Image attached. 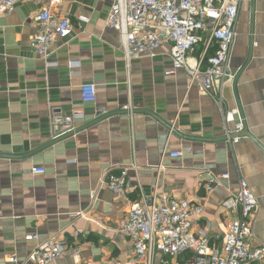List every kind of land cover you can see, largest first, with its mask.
Listing matches in <instances>:
<instances>
[{"label":"crops","instance_id":"crops-1","mask_svg":"<svg viewBox=\"0 0 264 264\" xmlns=\"http://www.w3.org/2000/svg\"><path fill=\"white\" fill-rule=\"evenodd\" d=\"M114 1L64 0L54 11L74 31L53 44L46 60L30 47L42 5L20 3L0 22V264H33L37 242L25 238L35 233L70 247L79 239L81 259L94 264L130 258L132 245L119 230L128 205L101 184L109 171L122 169L133 201L197 199L213 243L228 224L221 204L245 179L259 199L254 230L264 245V0H242L231 58L236 79L221 103L190 85L184 70L165 76L172 70L169 47L127 66L120 37L106 24ZM198 55L196 49L191 57ZM86 84L96 87L94 103L82 101ZM129 104L132 117L123 110ZM54 109L85 116L75 134L53 139ZM238 112L248 136L233 145L213 142L235 129ZM173 152L182 155L172 158ZM34 166L45 174L34 175ZM223 174L230 179L212 192L200 187Z\"/></svg>","mask_w":264,"mask_h":264},{"label":"built area","instance_id":"built-area-1","mask_svg":"<svg viewBox=\"0 0 264 264\" xmlns=\"http://www.w3.org/2000/svg\"><path fill=\"white\" fill-rule=\"evenodd\" d=\"M63 1L0 0V22L20 3L42 5L35 18L36 33L30 47L38 58L46 60L53 44L68 39L74 31L72 22L54 11ZM241 3L242 0H115L106 24L118 33L127 66L136 58L154 57L162 48L169 47L172 70L165 76L184 70L190 85L221 103L226 86L236 79L231 58ZM201 43L203 51L193 59L191 56ZM80 92L84 103L96 102L95 85H82ZM123 110L132 117L131 104ZM84 118L80 113L66 115L52 110L53 139L75 134L80 128L77 123ZM242 131L239 117L235 129L226 131V137ZM239 141V138L229 140L231 145ZM181 155L179 152L170 154L172 158ZM45 172L43 166L32 168L34 175ZM229 179V174L210 175L202 180L200 187L210 193L221 181ZM101 184L129 208L119 220V230L132 245L133 255L114 264H156L158 256L162 258L161 264H264V245L257 242L254 230L259 199L243 178L239 179L238 192L230 193L221 204L228 224L219 243L212 242L207 226L201 224L204 207L197 199L154 195L150 205L143 200L133 201V187L125 169L118 173L109 171ZM91 197L94 199L95 195ZM76 216L81 214L73 217ZM79 236L77 233L76 237ZM25 240L37 242L31 254L33 264H54L67 256L74 264H94L81 259L79 239L76 247H70L61 239L41 241L37 233L26 236Z\"/></svg>","mask_w":264,"mask_h":264},{"label":"water","instance_id":"water-1","mask_svg":"<svg viewBox=\"0 0 264 264\" xmlns=\"http://www.w3.org/2000/svg\"><path fill=\"white\" fill-rule=\"evenodd\" d=\"M239 117L241 118V113H239V116H237L236 117V120H237V123H238V119H239ZM90 125H92V124H90ZM165 126L169 129V131L170 132H172L173 134H176L177 132L173 129V126H170V125H168V124H165ZM88 127V126H87ZM68 136H70V135H67V136H65L64 138H67ZM243 136H248V133H247V131L245 130V128H244V124H243V131L241 132V133H239V134H234V135H231L230 137H225V138H222V139H220V140H212L213 142H215V141H219V142H221V141H229V140H233V139H235V138H240V137H243ZM64 138H61V139H64ZM188 139H190V138H188ZM192 140H198V141H205V140H199V139H195V138H192ZM59 141H60V139H59ZM57 142H53V143H51V145H53V144H56Z\"/></svg>","mask_w":264,"mask_h":264},{"label":"trees","instance_id":"trees-1","mask_svg":"<svg viewBox=\"0 0 264 264\" xmlns=\"http://www.w3.org/2000/svg\"><path fill=\"white\" fill-rule=\"evenodd\" d=\"M197 50H199V55H201L202 51H203V44L201 43L200 46L197 48Z\"/></svg>","mask_w":264,"mask_h":264}]
</instances>
